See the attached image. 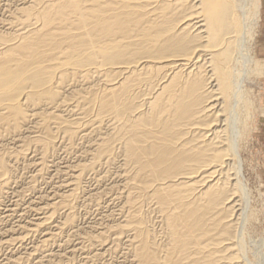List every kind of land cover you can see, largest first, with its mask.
I'll return each mask as SVG.
<instances>
[{
    "label": "bare ground",
    "instance_id": "6f19581e",
    "mask_svg": "<svg viewBox=\"0 0 264 264\" xmlns=\"http://www.w3.org/2000/svg\"><path fill=\"white\" fill-rule=\"evenodd\" d=\"M260 16L261 0H0V264H264L240 155Z\"/></svg>",
    "mask_w": 264,
    "mask_h": 264
},
{
    "label": "rangeland",
    "instance_id": "374dc122",
    "mask_svg": "<svg viewBox=\"0 0 264 264\" xmlns=\"http://www.w3.org/2000/svg\"><path fill=\"white\" fill-rule=\"evenodd\" d=\"M247 48V51H250H248V53L253 57L254 62L248 65L247 71L244 73L245 81L243 82V86L246 98H249L248 102H251L252 105L250 103H246L245 105V107L247 106V109H249V112H251L250 120L246 118L247 110L245 107H243L244 109H242V114L240 115L241 121L245 124V127L248 124L247 129L244 128V132H242L243 135L240 140V155L241 158L243 157L241 179L248 191V204L250 209L246 225L247 233L245 239L246 243L248 241V244L253 245H248L246 247L249 248L250 246V248L255 251L257 247L254 245L256 244L250 243L251 240L264 238V27L262 15L260 16V21L255 25L249 36ZM240 60L241 64H238L237 66L243 68L242 58ZM40 180L38 181V186L40 187L37 186L39 188L38 190L48 189L49 187H46L45 181L43 182L42 179ZM88 183L92 184V181L89 180ZM109 198L111 197H108L107 195L105 196V199ZM83 203L85 204V202ZM83 203L79 204V208H81L79 213L82 214L80 216V222H84L86 216H90V218H92V216L95 217L98 212V210H95L97 209L95 206L91 205L87 208ZM107 203L108 200L102 203L103 207L106 209L108 206ZM113 205L114 203H111V207H113ZM82 209L84 210L82 211ZM56 245H53L55 250L58 249V246L56 247ZM251 251H249L250 254ZM77 260L80 261L79 256H77ZM79 261H77L76 264Z\"/></svg>",
    "mask_w": 264,
    "mask_h": 264
},
{
    "label": "crops",
    "instance_id": "0c3cea01",
    "mask_svg": "<svg viewBox=\"0 0 264 264\" xmlns=\"http://www.w3.org/2000/svg\"><path fill=\"white\" fill-rule=\"evenodd\" d=\"M261 15H262V22L264 27V0H261Z\"/></svg>",
    "mask_w": 264,
    "mask_h": 264
}]
</instances>
